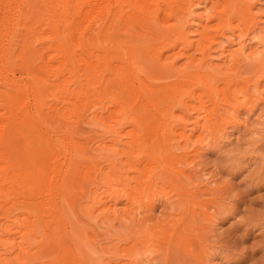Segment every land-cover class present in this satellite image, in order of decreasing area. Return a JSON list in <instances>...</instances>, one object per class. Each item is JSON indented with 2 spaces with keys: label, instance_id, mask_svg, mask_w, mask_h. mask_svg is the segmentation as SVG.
Listing matches in <instances>:
<instances>
[{
  "label": "rangeland",
  "instance_id": "1",
  "mask_svg": "<svg viewBox=\"0 0 264 264\" xmlns=\"http://www.w3.org/2000/svg\"><path fill=\"white\" fill-rule=\"evenodd\" d=\"M30 1L32 10L25 14L18 11L14 3L7 18L0 9V102H9L6 99L12 93H19L16 90L22 85L20 111L24 124L20 130H23L24 141L20 132L21 140L17 145L20 154H24L25 170L36 162L38 168L33 174H37L35 183H41L42 189L34 190L35 184L32 191L37 193L32 197L27 189L24 194L27 198L20 200L30 201L23 200L27 207L16 211L29 216L30 220L32 217L26 216L25 208L39 204L40 209L36 208L39 212L37 227H40L31 245L22 246L25 251L17 244L15 226L11 234L8 231L10 239L6 242L1 236L0 252L8 250V245L10 251L0 253V257H5L0 264H264V64L250 58L249 52L251 47L264 51V37H261L264 36V0H243L252 6L251 17L244 12L247 23H239L244 18L239 20L236 13L223 11L225 0H203L195 4L192 17L185 22L189 39L186 46L179 39L178 46L168 48L165 42L154 40L151 33L154 31L150 30L147 35L151 37L150 55L162 54V57L159 60L148 54L143 60L134 58L142 71L135 72L139 75L132 72L129 77L138 94L140 92L138 101L133 100L131 103L135 105H131L133 109L142 107L144 96L147 100L159 99L160 105L153 100L137 125L128 123L127 119L122 126L116 124L115 120L120 118L116 109L109 105L115 115L105 110L109 103L105 95L100 96L106 104L96 99L85 106L80 105V99L69 96V92L85 80L81 71L79 77L72 80L76 84L70 82L69 73L63 72L65 79L60 75L62 84L69 83L66 85L70 91L65 89L67 98L58 87L52 90L55 89L53 83L59 81L54 82L50 69L69 68L73 63L81 69L93 53L89 57L92 65L115 70L128 65L125 61H130L129 55H123L122 50V57L121 52L118 56L113 52V57L109 55L112 51L100 50L96 48L98 45H90L94 49L88 45L89 52L87 46L74 40L64 44L69 47L71 43L72 52L75 47L78 54L74 56L70 46L66 52L68 59L53 56L54 50L47 38L49 32L42 24L43 16L39 11L41 1ZM181 2L180 8L184 0ZM162 5L160 3V28L166 29L174 20L164 15ZM220 12L222 17L218 18ZM204 25L209 26V39L205 44L210 48L202 62L216 74L211 87L199 83L192 73V69L198 68L201 57L196 43ZM238 33L247 45L243 54L246 57L237 56L230 61L224 48L236 47L234 39ZM259 37L263 39L260 44ZM84 49L91 54L83 53ZM176 52L179 55H175ZM83 54L88 55L86 59H82ZM99 55L105 60L97 58ZM189 56L194 59H188ZM63 59L68 66L63 64ZM39 83L42 87L45 83L48 85L42 90ZM139 83L141 85L137 86ZM24 85L25 88L28 85L29 90ZM36 88L42 93L38 95ZM4 89L7 93L11 89L10 96ZM39 96L43 99L42 107ZM132 96L136 97L134 92ZM67 99L69 104L62 103ZM199 100L203 109L197 111L192 105ZM60 101L68 106L64 111ZM179 102L186 108L180 107ZM94 107L98 112L104 109L103 115L110 116L106 123L92 121ZM61 111L67 119L61 118ZM115 126L117 128H112ZM181 128L189 139L178 135ZM28 142L36 144L35 151L25 152ZM24 175L22 179L27 176ZM27 178L29 181L27 176L24 183ZM110 204L112 207H108ZM10 209L14 210L12 205ZM4 216L1 209L0 225L6 221ZM13 235L17 236L16 240ZM2 243H8L5 244L7 249Z\"/></svg>",
  "mask_w": 264,
  "mask_h": 264
},
{
  "label": "bare ground",
  "instance_id": "2",
  "mask_svg": "<svg viewBox=\"0 0 264 264\" xmlns=\"http://www.w3.org/2000/svg\"><path fill=\"white\" fill-rule=\"evenodd\" d=\"M40 1H41V3H40L41 5H40L39 11L41 12V15L43 16L42 17V24L45 28L48 29L49 35L47 36V38L50 41V48L54 50L53 56L59 55L60 57L62 56L63 58L68 59L66 57V52H68V49L70 46H71L70 50L72 52L73 45L71 43H69L70 46H69V44H67L69 46V47H67V46H65L64 43L65 42H72L74 40L76 41V43H77V41H79L78 42L79 45L81 44L82 46H87L86 50H88V51H89L88 47L90 45H95V46L98 45V46H96V48L98 47V49H100V50L105 49L108 51L109 50L112 51L111 52L112 54L111 53L109 54L110 51L108 52V54L112 55V56H113V52L116 53V54H114L115 56L116 55L118 56L117 53H120L122 50H123L122 52H124L123 55H125V54L129 55V56L127 55L128 56L127 58L130 59V61L129 62L125 61L128 63V65L123 66L125 63V62H123V65H122L123 68L118 67L120 69L112 70L113 67L109 68L107 66L102 67L100 65L99 66L98 65H92V63L89 60V57H91L93 55V53H92V55H90L91 53L89 54V53H87V51L85 52V49H84V51H82V52L83 53L85 52L86 54H88L90 56L87 58V60H86L87 62L85 64V66L84 65L80 66L81 69H79V66H77L78 68L75 67L77 64L74 65V63L72 65H69L70 66L69 68L66 66L62 67L58 64L60 67L57 66L56 69H54V70H52L53 67L50 69V72L53 74V76H55L54 82L59 81V79L61 78L60 75L62 76L63 72H64V74L67 72V75L69 73V78L71 77V80L70 79L69 80H70V82H72L73 79H75L76 77L77 78L79 77L78 73L81 71L80 73H81V75H83L85 80H84V82H79L78 83L79 85L78 84L76 85L77 86L76 90L72 87L73 88L71 91V93H73L72 95L69 92L70 89H68L69 91L67 90V88H69L67 86L69 83L67 84L66 82H64V84H62V80H60L61 84L62 85L67 84V85L62 87L61 84L59 85V82H60L59 81L58 83H53V88H55V89H52V90H56L58 87L60 91L62 90L65 92V97H67L66 94H67V92H69V94H70V95L68 94L69 96H73V97H76L77 99H80L82 102H81V104L80 103L79 104L80 105L83 104L84 106H85V104H88L89 102H91L93 100L95 102L96 99L98 100L97 102L103 101V103L106 104L107 101L104 102V97L102 98V101H101V96H100V95H105L106 98L107 97L109 98L108 106L104 107L105 110L108 111L109 114L111 115V112H113V109L111 110L110 106H112V108L116 109V111H118L117 114H120L119 116L117 115L118 117H120L119 119L116 116V118H117V120H115L116 124H120L122 126V123L124 121L127 122V119H128V123H131L132 125H137V123H139L141 118L144 117V116H142L143 111H145L148 108L147 105L150 102H153V100H155V102L157 104L159 103V105H160L159 99H157V98H151L150 99L149 98L147 100V96L146 97L144 96L145 101L142 102V104H141L142 107H136V109H139V110L133 109L132 105H135V103H133V104L131 103V102H133V100H135L134 102L138 101L137 99H138V95L140 94V92L138 94V91L136 90V88H134L133 83L130 81L131 80L130 76H131L132 72L134 74H137L135 72L138 71V73H139L142 71L139 63L137 62V59H134V58L140 57L142 59L143 56L146 57L148 54L150 55L149 48H151L152 45L150 43L151 37L147 36L149 34L148 32L150 30L151 31L153 30L154 33L151 32L152 35L154 34L153 39L154 40H160V42H165V45H167L168 48L169 47L173 48L176 45L178 46L179 45V39H180L181 44L186 46V44L189 40L187 33H186V28H185L186 23L189 20V18L192 17L194 5L203 3L205 0L204 1L203 0H184V2H183L184 4L181 8L179 7V4L180 5L182 4V2L180 3V0H40ZM201 1H203V2H201ZM240 1H241V3H240ZM12 3H14L17 10L22 12V14L23 13L25 14V13L30 12L32 10V4H31L30 0H25V2H23V3H21L20 0H0V9L3 10L4 18H7L8 13L11 10V4ZM160 3L163 4L162 6H163L164 15L166 17L168 16L174 20L172 25H170L168 28H166V29H165V27L163 28L164 31L162 28H160V27H162L160 24V19H159V12L161 11L160 8H162V7H160ZM223 3H224L223 4V11L228 10V12L230 11V14L232 12L236 13L239 20H242L244 18V12H246L250 17L253 15V14L252 15L250 14V12H252V11H250L252 6L248 3H246V1L244 2L243 0H225V2H223ZM1 13H2V11H1ZM218 14H217L218 18L222 17L221 12ZM250 17H248V19ZM4 18H2V19H4ZM252 18H251V22H252ZM245 21H246V19L244 18V21H239V23H242ZM249 21H250V19H249ZM221 22L222 21L220 19L218 24L220 25ZM245 23H247V21ZM247 25H249V24H247ZM206 26H207V28H206ZM206 26L204 25L202 27L201 31H199L200 36H199V39L197 40L196 44L198 46L197 47L198 50L200 49L201 57L198 59L199 63L197 62L198 68H196L195 70L192 69V73L197 76L196 79L199 80L198 81L199 83H201L205 86L208 85L209 87H211L212 85L210 86V84L212 83V81L214 79H216L215 71L213 69H209L210 67H208V66H203V62H202V60L206 56V50L208 48H210L209 46H206V44H205V42L209 39V37H208L209 26L208 25H206ZM248 27L246 29H248ZM181 30H183V31H181ZM261 37H264V36L262 35ZM261 37L258 38L259 44L263 40ZM254 38H256V37L254 36ZM234 40H235L234 44H236L235 48H229V47H228V49L224 48V50L228 51V54L230 56V61L232 59L233 60L236 59L237 56L241 57L244 54V52L246 51V46H247L244 42V38H243L242 34L238 33V35H236V38ZM211 41H213L212 38H211ZM228 42H230V40H228ZM153 43H155V41ZM228 45H230V44H228ZM222 46H223V44H222ZM90 47L92 49H94L93 46H90ZM79 49H81V48H79ZM256 50H257V47H255V48L251 47L250 48V50H249V52L251 53L250 58H254L256 61L259 59L257 61V63H259V61H262L261 63L264 64V51L258 52ZM74 51H75V47H74L73 52H72V53H74L73 55L75 56L76 51L75 52ZM93 51H95V50H93ZM93 51L91 50V52H93ZM96 52H99V50L98 51L96 50L95 53ZM122 52L120 54L121 55L120 57L123 56ZM222 52L224 53L225 51H222ZM177 53L179 55V52H176L175 55H177ZM76 54H78V53H76ZM86 54L85 55L83 54L85 57H83L82 59H84V58L86 59V57L88 56ZM103 54H105V53H103ZM171 54L174 55L173 53H171ZM97 55H98V53H97ZM161 55L155 54L154 57H153V55L152 56L150 55V57L160 60V58L162 57ZM207 55H209V53ZM105 56L108 57V55H106V54H105ZM115 56H113V57H115ZM226 56H228V55H226ZM101 57H104V56L99 55L97 58H99L101 60H105L104 58H101ZM107 57H105L106 61L108 59H111L110 57H108V59H107ZM124 57H126V56H124ZM167 57H170V55H168ZM245 57H246V55L244 56V58ZM191 58L194 59L192 56L188 57V59H191ZM65 60H64L63 64L68 66V64H65ZM68 61H67V63H68ZM127 63H125V64H127ZM25 65H26V63H25ZM259 66H260V64H259ZM64 67H66L68 69L65 68L66 71H64ZM152 67H154V65H152ZM24 68H26V67H24ZM107 73H110V75ZM192 73H189V74H192ZM106 74H107V77H106ZM3 75L4 74H2V76ZM6 75H8V74L6 73ZM29 75H31V74H29ZM39 75H41V74H39ZM137 75H139V74H137ZM64 76H62V77H64ZM3 77L7 78V76L6 77L3 76ZM80 77L83 78L82 76H80ZM135 77H136V75H135ZM138 77L136 79H138ZM65 78L66 77H64L63 79H65ZM132 78L134 79L133 76H132ZM95 79H96V81H93ZM138 81H139V79H138ZM4 83H5V81H4ZM72 83L76 84L74 82H72ZM13 84H12V86H13ZM46 84L47 83H45V85ZM38 85H40V83ZM42 85H44V83ZM45 85L43 87L40 85L39 87L40 88L42 87V90H44L43 88L46 87ZM139 85H141V84L139 83L137 86H139ZM3 86H5V85H3ZM18 86H16V87H18ZM29 86H31V84ZM29 86L27 85L26 88L27 89L30 88ZM73 86H75V85H73ZM8 87H9V85H8ZM20 87L18 89L19 91L16 90V92H19V93L10 94L13 97H14V95H16L15 98H13L9 95V90L11 91V89L7 90L8 93L4 89L5 92L10 96L9 99H6L7 101L9 100V102H6L4 100H3L4 102H0V109L3 110L2 112H0V211L2 209L4 211V215H5L4 218L6 219V221L11 222L8 224H6L7 223L6 221H5V223H1V225H0L1 230L0 231H2V232L0 233V237L1 236L5 237L2 241L5 240V242H6V240L10 239V236H8V231H10L9 234H11V231H12L11 228L14 229V226H15L16 232H17L18 237H19V239L17 240L18 241L17 244L19 247H21V249H23L25 251L26 249L22 246L26 245L28 248L31 245V242H33L31 240H32V238H34L36 236V233L40 227V226L37 227V222H38L37 219L39 216L38 215L39 212L37 209L38 208L40 209V207H38L39 204H38V206L37 205L34 206L32 204L33 207L31 209L25 208L27 210L25 212V213H27L26 216H28V214H30V216L32 217L29 220V218H30L29 216L24 217V215H22L23 213L22 214L19 213V212H21L20 210L22 209L23 206L27 207V205L24 204V202L25 201L27 202V200H29V199H27V200L23 199V200H25V201H23V200H20V198H27L24 196V194L27 192V189H29L28 193L31 195V197H32V195H36L37 192H34L32 190L34 188H36V185H37V188L34 190H41L42 185H41V183H40V185L35 183V182H37L36 181L37 180L36 179L37 174L36 173L33 174V173H34V170H36L38 168V167H36V162H33L32 167L30 169L25 170L23 167V161H22L24 154H20L19 147L17 145V141L20 139L19 138L20 132H22L21 138L23 139L22 141H24L23 130H20V129H22V124H24L23 122H21L22 121L21 117H23V115H22V112L20 111V109H21V106H20V103H21L20 102V100H21L20 99V89L21 88ZM35 87H36V85H35ZM51 87H52V84H51ZM121 87H123L122 88L123 91H122ZM15 88H13V89H15ZM24 88H25V85H24ZM31 88H32V86H31ZM40 88L35 89V92L38 95H39V92L42 91ZM140 88H141V86H140ZM23 89H22V91H23ZM25 89H24V91H27ZM65 89L67 92L65 91ZM128 89H130V90L124 93V91L128 90ZM13 91H15V90H13ZM35 92H34V94H36ZM133 92L135 93L137 98L132 96L134 98L133 99L131 97V95H133ZM40 93H42V92H40ZM34 94H33V98H34ZM37 94L35 96H37ZM0 95H2L1 92H0ZM24 95H23V98H25ZM50 95H51V93H50ZM41 96H39L37 98H40ZM26 97H28V96H26ZM56 97H57V95H56ZM130 97L132 98L131 101L129 100V99H131ZM21 98H22V96H21ZM40 99H42V97ZM71 99H70V101H71ZM26 100H25V102L27 103ZM22 102H23V99H22ZM42 102H43V99L41 100V107L43 106ZM71 102L73 103V101H71ZM6 103H7V105H6ZM36 103H37V101L35 102V104ZM60 103H61V101H60ZM62 103H68V99ZM130 105L132 108L131 110H129ZM159 105H157V106H159ZM183 105H184L183 102L182 103L179 102L180 107H183ZM22 106H23V104H22ZM62 106H64L62 108L63 111L66 107H68L67 105H64V104H62ZM74 106H75V102H74ZM41 107L39 105L37 109L40 110ZM49 107H50V105H49ZM192 107H193V109L200 111L201 107L203 109V103L200 101L196 105H192ZM25 108H26V106H25ZM51 108H52V106H51ZM185 108H186V105H184V109ZM91 109H93V108H91ZM81 110H85V109L82 108ZM101 111L98 112L97 108L94 107V109L91 112L92 113L91 119H93L92 120L93 122L96 121V122L106 123V121L109 120L110 116H104L103 115L105 113L104 109ZM126 111H130V113L128 114ZM165 112H168V111H165ZM113 115H115L114 112H113ZM60 116H62V111L60 112ZM61 118L65 119L66 117H64V114H63V116ZM204 118H205V116H204ZM204 118L202 117V119H204ZM205 120H206V118H205ZM232 120H234V118ZM26 121L24 120L25 123H26ZM231 123H232V121H231ZM214 124L215 123H212V125H214ZM26 125H23V127ZM138 127H137V129H138ZM112 128L115 129L117 127L115 126ZM134 128H133V131H134ZM114 129H112V130H114ZM118 129L121 130V127ZM181 129L182 130L178 135H180V137L184 136L182 139H184V138L189 139L190 137H188V135L185 133V129L184 128H181ZM209 129H211V128H209ZM130 130H132V129H130ZM171 130L172 129H170V131ZM116 131H119V130L116 129ZM138 131H140V129ZM173 131H174V129H173ZM26 145H29V146L25 147L26 153L36 150V144L35 143L30 145V143L28 142ZM65 148H67V147H65ZM38 162H39V160H38ZM53 163H51V164H53ZM134 168H136V167H134ZM25 171L28 173H26ZM66 171H67V168H66ZM22 174H25V175L27 174V176H29V181L27 178V181L24 183V179L27 176L22 179L21 178V177H23ZM62 181H63V179H62ZM55 185H57V184H55ZM47 186L49 187V184ZM49 189L50 188H48L47 190H49ZM48 193H46V194H48ZM38 194H39V192H38ZM38 196H40V194ZM49 198H51V197H49ZM53 198H55V196ZM35 199L37 200V198H34V200ZM50 201H51V199H50ZM10 205L13 206L14 210L10 209ZM105 205H106V203H105ZM36 207H38V208H36ZM52 207H54V206H52ZM108 207H112L111 204L108 205ZM16 210H18L19 212H17ZM52 210H53V208H52ZM89 210H91V209H89ZM112 210H115V209L112 208ZM54 212H55V209H54ZM48 213H49V211H48ZM21 216H23V218ZM24 219L29 220L30 223H28L27 220H26V222H24ZM3 225H4V227H2ZM11 237L14 238V239L12 238L13 240H16L15 237H17V236L13 235ZM36 238L37 237H35V239ZM15 243H16V241H15ZM2 244L8 245V243H2ZM10 244H11V241H10ZM12 244H14V241H12ZM28 244H30V245L28 246ZM11 247H12L11 249H13V246H11ZM5 248L7 249L6 245H5ZM5 248H3V246H2V249H5ZM9 248H10V246L8 245V250H5L6 253H7V251H10ZM3 252H0V253H3ZM1 258H4L2 260L5 261V257H0V262H2Z\"/></svg>",
  "mask_w": 264,
  "mask_h": 264
}]
</instances>
